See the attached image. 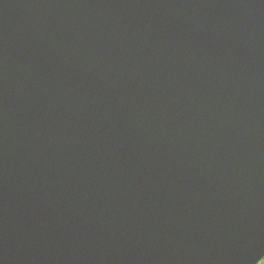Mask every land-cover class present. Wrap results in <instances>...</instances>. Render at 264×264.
<instances>
[{"label": "water", "instance_id": "obj_1", "mask_svg": "<svg viewBox=\"0 0 264 264\" xmlns=\"http://www.w3.org/2000/svg\"><path fill=\"white\" fill-rule=\"evenodd\" d=\"M264 0H0V264H258Z\"/></svg>", "mask_w": 264, "mask_h": 264}, {"label": "snow or ice", "instance_id": "obj_2", "mask_svg": "<svg viewBox=\"0 0 264 264\" xmlns=\"http://www.w3.org/2000/svg\"><path fill=\"white\" fill-rule=\"evenodd\" d=\"M259 264H264V259H260Z\"/></svg>", "mask_w": 264, "mask_h": 264}, {"label": "rangeland", "instance_id": "obj_3", "mask_svg": "<svg viewBox=\"0 0 264 264\" xmlns=\"http://www.w3.org/2000/svg\"><path fill=\"white\" fill-rule=\"evenodd\" d=\"M264 259V258H263ZM259 264V263H258Z\"/></svg>", "mask_w": 264, "mask_h": 264}]
</instances>
